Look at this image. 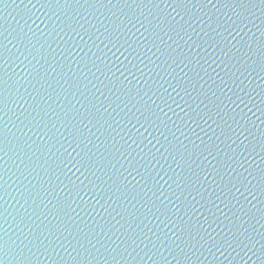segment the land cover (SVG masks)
Returning a JSON list of instances; mask_svg holds the SVG:
<instances>
[{"label": "water", "instance_id": "1", "mask_svg": "<svg viewBox=\"0 0 264 264\" xmlns=\"http://www.w3.org/2000/svg\"><path fill=\"white\" fill-rule=\"evenodd\" d=\"M0 264H264V0H0Z\"/></svg>", "mask_w": 264, "mask_h": 264}, {"label": "snow or ice", "instance_id": "2", "mask_svg": "<svg viewBox=\"0 0 264 264\" xmlns=\"http://www.w3.org/2000/svg\"><path fill=\"white\" fill-rule=\"evenodd\" d=\"M141 126H143V125H141ZM237 191H239V189H237Z\"/></svg>", "mask_w": 264, "mask_h": 264}]
</instances>
